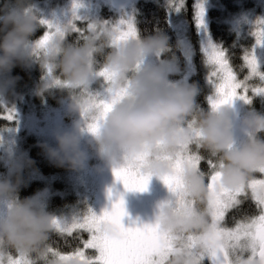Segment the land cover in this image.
<instances>
[{
    "label": "clouds",
    "instance_id": "clouds-1",
    "mask_svg": "<svg viewBox=\"0 0 264 264\" xmlns=\"http://www.w3.org/2000/svg\"><path fill=\"white\" fill-rule=\"evenodd\" d=\"M26 0H5L0 6V78L10 74L18 64L30 63L33 52L31 38L40 27L39 18L25 7ZM72 25H65L58 34L52 35L39 49L37 55L42 67L59 72L71 94L70 111H80L82 97L79 89H88L97 80L100 68L112 74L108 88L124 91L123 98L113 105L103 119L101 128L94 136L95 147L101 158L122 165L146 153L141 171L156 177L171 175L174 159L184 146L196 143L218 165L221 173L218 187L236 189L245 184L260 169H264V114L250 112L243 118L249 130L248 138L234 147L233 123L225 107L209 111L199 109L194 98L198 93L195 85L189 87L166 86L164 67L157 64L139 69L142 59L152 55L163 57L171 51L169 37L162 31L147 36L137 35L127 41L116 42L118 33L114 27L97 24L79 44L68 42L66 34ZM103 56V63L97 56ZM174 58V57H173ZM15 78L0 80V97L7 92ZM53 86L51 80L41 87ZM192 121L198 138L192 140ZM57 147L49 148L48 154L61 165L76 169L84 162L80 150L78 132H66L56 137ZM91 143V141H90ZM167 157V158H162ZM19 168L15 171L18 173ZM184 194L195 206L186 211L180 205L165 202L160 206L157 224L162 233L175 238V249L167 264H196L190 250L185 247L184 237H200V247L206 248V237L212 230L209 222V192L206 174L194 168H185L182 176ZM20 179L0 180V202H12L0 214V251L14 249L21 254L42 251L53 228V217L38 207L34 197L17 199ZM104 230L112 231L111 225ZM220 243V242H217ZM236 264H259L234 257Z\"/></svg>",
    "mask_w": 264,
    "mask_h": 264
},
{
    "label": "rangeland",
    "instance_id": "rangeland-1",
    "mask_svg": "<svg viewBox=\"0 0 264 264\" xmlns=\"http://www.w3.org/2000/svg\"><path fill=\"white\" fill-rule=\"evenodd\" d=\"M138 1L141 0H63L61 3L55 0H40L29 10L37 15L39 23L45 25V31H48V25L59 29L68 24H71L72 27L73 25L77 26V24H74L75 21H86L85 28L87 30L89 25L105 24L115 27L122 21L131 22L136 29L135 10ZM218 1L194 0L193 17L195 32L203 53L210 42L214 44L208 35V10L214 6L220 10H224V6L217 4ZM197 3H201L204 9L203 26L199 28L197 27L195 15ZM103 7H108L112 10L116 14V17L112 18L109 15L107 19L101 18L100 13ZM167 7L170 22L185 53L187 65L190 66L191 45L188 36V25L184 22L181 11L176 12L174 7L171 8L170 5H167ZM257 19H264V0H232L231 8L229 7L225 12V22L229 24V28L236 36L247 41V43L242 42L243 45L249 46V48L244 50L246 52L243 54V57L246 53L250 54L253 48H255L258 61L264 66V47H258L257 44L256 33L260 31L259 25L255 23ZM36 42L29 43V47L36 49ZM36 57L37 54L34 51L30 62L34 61ZM243 57L242 66L246 71L241 77L233 71L238 81H243L250 72ZM157 64L164 67L166 86L189 87L188 77L191 71L183 72V75L179 76L176 66L169 64V62L161 59L158 55L143 58L138 68L142 70ZM207 65L209 76L213 68L211 65ZM261 71H264V67L261 68ZM7 78L8 76L0 78V80ZM212 79L216 80L215 77H212ZM248 84L250 85L248 95L252 97L249 102L234 98L231 103L222 105L231 114L234 147H239L248 138L249 130L243 125V118L252 111L261 112L258 108L259 103L263 111L262 114H264V95L254 96L251 92V86L264 85L261 84L258 77H252L248 81ZM209 86L210 97L214 94V89L211 85ZM106 87L102 80L97 79L89 89L107 98ZM237 91L238 93H243L242 89H237ZM70 103L71 98L54 106L28 108L27 110H23L21 106H17L7 109L5 108L6 101L4 96L0 97V106L5 112L3 116L7 115L6 112L13 114L11 121L6 119L8 121V129L0 137V154L2 155V166L5 168L4 173L6 177L16 174L15 169L19 168L18 173L25 176L26 184L38 183L40 189L32 197L36 199L38 207L58 221L71 223L74 219L82 218L89 210L97 215H101L104 211H110L113 203L122 198L126 214L122 217L121 223L125 228L156 225L160 206L165 202H171L174 205L175 195L160 177L156 176L150 177L147 188L143 192L125 189L124 185L116 179L113 173L114 167L118 165L110 163L99 156L95 147V135L87 131V125L80 111H70ZM208 104L211 110L212 107L209 100ZM73 131L78 132L80 135V150L84 154L83 164L76 169L69 167L67 164L61 165L48 154L49 148L57 147V135ZM32 146L36 150L38 148L43 154L44 159H47L49 163L56 166L55 172L43 175L31 168L30 150L33 148ZM2 175L0 173V180H2ZM251 179L262 180L264 179V173L256 172L249 178V180ZM248 195L252 199L251 201L249 198L250 201L255 203L257 215L252 219L239 220L228 229H234L237 223H250L261 214V206L253 198L250 188L247 189V196L240 199L245 201ZM56 198L62 200L66 198L65 201L68 203L73 202V204L67 207L65 211L52 212L53 210L49 209V205ZM11 203L10 201L0 202V214H3ZM223 221L224 218L219 221L220 226H222ZM209 222L212 223L211 214H209ZM78 230L82 229H74L73 232ZM86 237L87 239L90 238L88 232H86ZM80 250L84 251L86 257H95L97 255L95 249L84 248V245ZM8 251L14 258H19V253L14 249H9ZM74 255L75 252L65 254L64 256L73 257ZM248 255V253H245V258ZM68 264H78V261H69ZM204 264H211V261L206 259Z\"/></svg>",
    "mask_w": 264,
    "mask_h": 264
},
{
    "label": "snow or ice",
    "instance_id": "snow-or-ice-1",
    "mask_svg": "<svg viewBox=\"0 0 264 264\" xmlns=\"http://www.w3.org/2000/svg\"><path fill=\"white\" fill-rule=\"evenodd\" d=\"M185 0H172L170 7H174L179 12L184 7ZM197 27L203 26L204 9L201 3L196 4ZM260 27L256 33L258 47H264V19L255 21ZM94 26L89 25L88 30ZM41 38L36 42V54L39 49L54 34L60 32L59 28L47 27ZM118 33L116 42L127 41L138 35L134 24L122 21L114 27ZM72 31L83 33L84 30L73 25ZM85 37V36H84ZM226 49L218 47L211 42L204 49L206 63L211 65L213 70L207 77L209 85L214 89V94L208 97L212 109L229 104L234 98H239L249 102L252 97L248 95L250 85L248 81L252 77H258L261 84L264 85V71L257 58L256 49L243 57L250 72L243 81H238L232 68L229 66ZM48 77L53 85L58 87H69L62 79L54 75V70L46 67ZM97 78L102 80L107 86L112 74L106 69L100 68L96 73ZM212 77H215L214 81ZM219 81V82H217ZM237 89H242L243 93H238ZM107 98L98 92L88 89H79L78 94L82 97L81 115L87 125V131L93 135L98 134L103 119L111 110L113 105L118 103L124 96V91L114 92L108 86L105 88ZM251 92L254 96L264 95V86H251ZM7 115L0 118L12 120L13 114L6 112ZM187 127L193 128L192 140L198 138L193 122H186ZM147 158L146 153L139 154L134 160L114 167L113 173L125 189L131 191H145L150 180V175L144 174V161ZM167 158V157H162ZM206 161L209 166L207 173V186L209 192L208 207L212 217V230L206 237L208 246L200 247V237H184L185 247L190 250L196 264H204V261L210 260L211 264H236L234 257L244 258L249 261H258L264 264V179L248 180L245 184L236 189H225L218 187V181L221 173L217 168L222 166L211 157L201 154V149L196 143H190L184 146L174 159L171 160L173 173L162 176L160 179L168 186L169 190L175 195V204L180 205V210L186 211L189 207H194L195 202L189 201L184 194L183 172L185 168L191 167L202 173H205L200 165ZM257 172L264 173V169ZM206 174V173H205ZM252 190V196L261 206V214L250 223H237L234 229H228L219 225L223 220L225 213L229 209L236 208L242 203L241 197L247 196V189ZM111 195V193H110ZM124 201L122 198L113 203L110 211H104L97 215L89 210L82 218L74 219L71 223H66L53 219V231L60 234L68 233L74 229H82L90 234V238L84 241V248L95 249V257H86L83 250L77 249L73 257L61 255L51 247L45 248V252L40 255L45 264H68L69 261H78V264H167V260L175 249V238L162 233L159 225H144L137 228H125L121 223L125 215ZM104 225H111L112 231L104 230ZM220 242V243H217ZM51 253L52 259L48 258ZM249 255L245 258L244 254ZM28 254L19 253V258H14L8 250L0 251V264H36L35 260L27 258Z\"/></svg>",
    "mask_w": 264,
    "mask_h": 264
},
{
    "label": "trees",
    "instance_id": "trees-1",
    "mask_svg": "<svg viewBox=\"0 0 264 264\" xmlns=\"http://www.w3.org/2000/svg\"><path fill=\"white\" fill-rule=\"evenodd\" d=\"M40 0H26L25 7L31 8ZM61 3L63 0H55ZM172 0H141L136 4L135 10V25L136 31L140 36H147L154 34L157 31H162L169 37V44L171 46V51L166 53L161 59L169 62L176 66L177 73L179 76L183 75V72L191 71L188 82L189 86L195 85L198 89V93L194 98L195 105L204 111H209L208 97L210 94V86L207 81V76L209 72L208 65L206 63V57L202 52L199 41L197 39V34L195 32L194 25V0H185L184 7L181 10L182 18L189 28V41H190V66L187 65V59L185 53L182 49L180 41L176 35V32L170 22V16L167 5H170ZM178 2V0H177ZM232 0H219L217 4L224 6V10H220L218 7L214 6L208 10V35L218 47L226 49V55L228 57L229 65L232 70L239 77L246 71L242 66V57L246 52L245 49L249 48L248 45H243L242 42L247 43L236 36V34L229 28V24L225 22V12L228 8H231ZM5 0H0V6H3ZM101 18L107 19L109 15L112 18L116 17V14L110 10L108 7H103L101 9ZM74 24L84 30L83 33L71 32L66 34V39L70 43L79 44L83 41L84 36L88 33L85 28L86 21H75ZM45 32V25L40 23V27L37 29L34 36L31 38L29 43L37 41ZM174 57V58H173ZM98 63H103V56H97ZM188 63V64H189ZM54 75L63 80L59 72L54 70ZM12 78H15L11 85L8 87L7 92L4 95L6 106L5 108L10 109V107L21 106L23 110L28 108H38L42 106H54L59 105L62 101L69 100L71 94L66 90L65 87H58L53 85L48 89H43L41 85L50 80L46 67H42L38 57L27 65L18 64L14 67L10 74H7ZM259 105H261L259 103ZM257 111L263 113L262 109ZM256 107V106H255ZM5 114L0 106V116ZM8 121L6 119L0 118V137L8 129ZM260 135L264 136V133ZM30 150V166L32 169L42 173L43 175H49L55 172L56 166L49 163L47 159H44L43 154L37 148V150L32 146ZM201 154L207 157V153L201 150ZM2 155L0 154V173H2V180L11 178L13 181L16 180L17 175L20 179V187L17 193V199L22 200L27 197H32L33 194L40 189L38 183L33 182L26 184L27 181L25 176L21 173H16L10 177H6L5 168L2 166ZM201 169L206 173L209 172V166L206 161H202L200 165ZM207 180V179H206ZM248 195L245 201H242L240 205L236 208L229 209L224 217L222 227L230 228L234 224L242 219H252L257 215L255 209V203H252V199ZM66 200V198H65ZM60 198L53 199L49 205V209L52 212H62L71 206L73 202L68 203L67 201ZM87 240L86 232L83 230H78L73 233L60 234L56 231H51L49 235V240L47 241L44 249L38 253H31L27 256L30 260H35L36 264H45L43 259H40V255L45 252V248L51 247L54 251L59 252L61 255L71 254L81 249L84 245V241ZM48 258L52 259L51 253H48Z\"/></svg>",
    "mask_w": 264,
    "mask_h": 264
}]
</instances>
